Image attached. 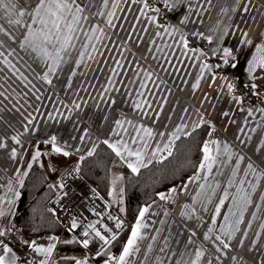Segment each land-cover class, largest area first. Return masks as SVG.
<instances>
[{
  "label": "crops",
  "instance_id": "crops-1",
  "mask_svg": "<svg viewBox=\"0 0 264 264\" xmlns=\"http://www.w3.org/2000/svg\"><path fill=\"white\" fill-rule=\"evenodd\" d=\"M84 2L87 3V0ZM19 3L21 7L24 6L23 0H19ZM113 3L118 4V7L113 8ZM233 8L236 10L233 11ZM144 10L142 1L109 0V7L105 8L103 0H93L92 13L100 11L105 15H93L92 23L82 27L84 32L91 33V29L97 27L102 31L95 33L96 38L91 42L79 66L75 64V61L80 59L78 51L82 50L81 43L88 41L81 32H77L79 39L72 42L76 48H69V56L65 57L68 62L49 76L51 83L40 78L47 72V67L36 54L20 47L23 33L17 31L15 26H10L6 19L0 20L15 37L13 39L0 34V41H3V46L0 47V52H3V56H0V91L5 93V96L0 97V109H3L0 111V139L6 144V147L0 148V210L5 213L0 217V230H6V235L0 239L5 243L8 244L7 239L13 230L12 220L16 213L17 193L25 173L29 170L28 165L38 159L33 160V155L40 153L36 143L42 141L50 143L53 147L51 139L55 136L56 146L69 151L70 157L80 160L81 156H88V151L99 142L103 143L104 139L115 142L113 132L109 131L110 128L115 130L113 121L122 115L135 120L137 110L133 104L137 100H146L152 106L149 108L144 105V111L154 116L155 120L145 118V124L151 126L154 133H164L163 136L154 135L150 141L151 147L145 162L155 161L162 156L165 151L158 152L155 157L151 153L156 145L162 147L168 143L172 132L178 126L184 125L183 132L188 133L200 125L212 124L216 129L211 133L212 137L229 143L237 152L243 149V154L264 168V153L257 154L253 148L255 136L253 143L247 146L234 142V137L240 135L237 128L242 126L243 120L247 119L250 126L264 123L261 121V113L254 111L253 115L248 117L242 111L248 108H243L239 102L234 101L233 97L228 95L227 87L228 84L237 83L264 95V71L257 69L256 72L249 73V63L253 56L261 55L257 53L256 48L264 44V0H240L239 5L236 0H182L175 7L173 0H169L170 20L163 27H158L150 22V18H145ZM108 12H114L115 15L109 17L106 15ZM185 16L188 20L181 23ZM109 19L114 27L108 25ZM225 30L227 35H224ZM156 33H159V36ZM181 36L196 39L201 36L203 41L201 40L200 46L187 49L181 43ZM207 37H212L211 42ZM152 41H155V44ZM214 47H227L233 51L235 59L229 57L231 63L224 65L222 53L212 55L211 50ZM157 49L160 51L157 52ZM193 49L199 51L193 52ZM200 52L205 55L200 56ZM212 56L216 58L211 62L207 61ZM5 59L19 71L5 64ZM216 63L227 66L225 71H217ZM202 64L210 65L213 71L205 73L198 89H192L191 84L195 82ZM177 68L180 71L177 72ZM145 71L154 75L151 81H145L148 87L140 89L139 81L144 79ZM21 73L27 77V81L21 79ZM213 76L216 77L215 80ZM252 83L258 87L251 88ZM139 91L144 92V96L135 94ZM225 112L229 113V116H224ZM105 116L108 117L107 120L104 119ZM29 119L31 123H28ZM201 120L204 121L203 124ZM209 132L211 129L208 126L204 142L211 138ZM17 133L20 134V144H16L12 139ZM13 148L16 149L15 157L11 154ZM117 159L119 160L118 157ZM119 162L127 167L124 162ZM233 166L234 161H227L223 167L217 164L210 173L207 170L201 173L197 168L180 187L178 195L171 203L154 200L143 206L142 208H149L142 221L147 227L142 230L144 239L140 242V252L132 256L134 264H175V260L179 259V252L186 249L192 251L201 243L205 244L208 255L211 256V246L203 240V235L207 233L208 228L213 227L214 206L219 205V199L224 198L225 190L228 191L229 198L220 206L221 215L216 217L215 234H219L220 225L224 223L223 217L229 214L232 196L236 195V188L239 187L238 184L235 187L228 184ZM241 167L243 168L244 164ZM197 175L200 179L191 180ZM241 178L242 173L237 180ZM248 179L252 180V177ZM201 184L205 185L203 190L199 187ZM260 185L252 194L253 204L245 211V223L240 225L242 231H248V240L261 231L259 225L264 223V202L259 199V195L264 193V179L260 181ZM244 188L251 191L247 184ZM197 193L202 195L198 198L199 202L194 204L193 197H196ZM205 197H211L212 203ZM103 202L107 204L106 201ZM257 204L261 207L257 208ZM186 205L196 209L192 219L181 215L187 211ZM165 212L168 213L167 216ZM253 212L257 216L255 220L251 216ZM138 215L123 246L131 235V228ZM248 222L252 225L250 229L247 228ZM192 232L196 233L195 237H191ZM239 236L240 233H237L238 238ZM50 237L53 236H36L31 241L35 240L45 247L51 243L56 245L57 239L51 240ZM152 237L156 239L153 240ZM190 237L194 243L189 245ZM166 239L168 247L161 252ZM248 240L245 241L246 246ZM231 243L235 244V241ZM150 244L152 250L149 252ZM13 251L19 257L18 264H28L29 261L39 264L43 259L30 247L25 252L14 249ZM57 255L55 247L48 258V264H51ZM231 255L243 257L247 264H259V261L264 259V233L254 250L236 247L216 264H232L229 259ZM75 258L83 259L85 256L80 253ZM70 264H75V261Z\"/></svg>",
  "mask_w": 264,
  "mask_h": 264
},
{
  "label": "snow or ice",
  "instance_id": "snow-or-ice-1",
  "mask_svg": "<svg viewBox=\"0 0 264 264\" xmlns=\"http://www.w3.org/2000/svg\"><path fill=\"white\" fill-rule=\"evenodd\" d=\"M165 5H168L169 0H162ZM182 0H173V7L175 5L181 3ZM24 6L21 7L19 0H0V20H7V23L10 26H15L17 31H21L23 33L22 42H20V47L29 49L31 52L36 54V57L47 67V72L40 77L42 80L51 83L49 80V76L58 71L62 64L68 62L65 58L69 56V48H76V45L73 40H78L79 37L76 35L77 32H81L88 43H81V49L78 51V56L80 59L75 61V64L79 66L81 61L87 54V50L91 44V42L96 38L95 33L98 31H102L97 28L91 29V33L84 32L82 25L92 23V16H103L105 13L96 11L92 13V5L93 0H87V3L84 0H23ZM237 5L240 4V0H236ZM103 6L105 8L109 7V0H103ZM113 8H117L118 4L113 3L111 5ZM145 7H149V5L145 2ZM233 11L236 9L233 8ZM154 12H159V9H153ZM247 11V8L244 9ZM109 17H113L115 15L114 12H108L106 14ZM188 20V17H184V21ZM150 22L155 23V17L150 18ZM110 27H114L112 24V20L109 19L107 21ZM159 26V25H157ZM0 34L8 35L11 38L15 39V37L10 33L3 25L0 23ZM227 30H225L224 35H227ZM159 36V33H156ZM207 39L211 42L212 37H207ZM224 39V36L221 37V40ZM155 44V41H152ZM181 43L186 48L188 41L181 36ZM250 43V42H249ZM3 46V41H0V47ZM167 47V45H165ZM160 50L157 49V52ZM193 52H197L199 50L193 49ZM257 53H261L259 56H253L252 60L249 63V73L252 74L256 72L257 69L264 71V44H260L259 47L256 48ZM212 55H217V53H222V62L224 65H228L229 57L235 59L233 51L229 50L227 47H214L211 50ZM186 55V53H185ZM203 52H200V56H204ZM0 56H3V52H0ZM167 62V61H166ZM4 63L7 64L10 68L15 71H19L15 69V66L11 64L7 59L4 60ZM235 67V65H232ZM216 67H219L217 65ZM164 71H171V69H162ZM180 71L177 68V72ZM213 69L208 64H202L200 66V72L195 78V82L191 84L192 89H198L200 87L201 81L204 79V75L206 72H212ZM175 74V73H173ZM21 79L27 81V77H24L21 73ZM154 73L145 71L143 72V80L139 81V88L145 89L148 87V84L145 81H151ZM159 79V77H157ZM216 77L213 76V80ZM223 79V77H221ZM30 83V81L28 82ZM163 83V81H161ZM111 84V81H109ZM228 91L231 93L232 85L228 84ZM250 87L256 89L258 87L257 84L252 83ZM107 92V89H105ZM137 96H144V92L139 91L135 93ZM259 96V92L254 93ZM5 96L3 91H0V97ZM39 99V96L36 97ZM234 101L239 103H243L242 98L233 97ZM144 105L151 108L152 106L148 104L146 100H137L134 101V108L137 110L136 119H129L125 116H121L119 119H115L113 124L115 125V130L109 129V131L113 132V136L115 138V142H111L109 139H104L103 143L107 145V147L111 150L112 153L115 154L116 157L119 158L120 161L124 162L128 169L131 170L132 173L138 174L141 168H146L151 160L145 162V157L148 155V150L151 147L150 141L153 140L154 135L163 136L164 133H154V129L151 126L145 124V118L155 120L154 116H150L148 112L144 111ZM79 107V105H77ZM3 109H0L2 111ZM246 113L248 117L253 115V112L261 113V121H264V108H248L242 109ZM224 116H229V113H223ZM105 120L108 119L107 116L104 117ZM31 119L28 120V123H31ZM204 121L201 120V124ZM230 123H235V121H230ZM242 126L237 128V132L240 135L234 137V142H237L239 145L247 146L253 143L254 136L256 137V142L253 145L254 151L257 154L264 153V123H257L255 126H250L249 121L247 119L241 122ZM211 129L209 132V136L211 137L209 140L202 143V160L198 164V169L201 173L205 170L207 172H211L214 165H219L223 167L227 161H234V166L231 169V177L228 179V184L230 187H235L237 184L239 187L236 188V195L232 196V207L228 209V215L223 217L224 223L220 225L219 234H215V225H216V217L221 215V207L225 204V200L229 198V193L225 190L224 198L219 199V205L214 206L215 215L212 217L213 227L208 228L207 233L203 235V240L207 241L211 246V256L208 255V249H206L205 244L201 243L198 247H196L192 251L179 252V259L175 260V264H216L219 262L222 257L228 255L230 251L234 248H247V250L252 251L257 247L258 241L261 240L262 233H264V223L259 225L261 231H258L254 234V238L248 240L249 233L248 231H242L240 225L245 223L244 214L250 205L253 204L252 194L257 191V189L261 186L260 181L264 179V168H261L259 165H256L250 158H248L245 154H243V149L240 152L234 150V147L229 143L221 140L218 137H212L211 133L215 132V125H208ZM184 125H180L176 128L174 132L171 134V139L168 143H165L162 147L158 144L155 149L152 151L151 155L153 157L156 156L158 152L167 151L168 155L172 154V148L175 144V141L179 139L182 135H191V133L183 132ZM195 131V128L193 129ZM12 139L16 144L21 143L20 134L17 133L16 136H13ZM51 143L53 145L52 151L57 154H62L63 156H69L70 152L65 151L61 147L56 146V137L53 136L51 139ZM132 145H136V147H132ZM6 147V144L0 139V148ZM79 151V149H77ZM95 152V147L88 151V156H92ZM11 154L13 157L16 156V149L13 148L11 150ZM40 153L37 152L33 155L32 159L36 160L39 157ZM166 158V157H165ZM81 160L84 159V156L80 157ZM244 164L242 168L241 165ZM31 168V164L28 165ZM74 171L79 172V167L74 169ZM242 173L243 178L238 179L237 177ZM27 175V173H25ZM252 177V180H249L248 177ZM123 177H119L117 179H122ZM200 179V176H193L191 180ZM207 179V177H204ZM117 180L114 179L112 181L113 190L109 193V195L115 194V185ZM247 184L248 188L251 189L249 192L244 188V185ZM50 187H56L55 185H50ZM59 187L63 189L65 187L64 183H60ZM202 190L205 188V185L201 184L199 186ZM93 192L95 190H92ZM177 191L176 188L170 189L171 193H175ZM19 195V193H17ZM159 199L161 201H165L170 199V196L165 193H158ZM202 193H197L196 197H193V203H198V198L201 197ZM208 199L209 203H212L211 197H205ZM259 199L261 202H264V193L259 195ZM187 211L181 213L182 216H186L188 219H192L195 215L196 209L192 206H185ZM257 208H260L261 205L257 204ZM123 211V209H121ZM149 211L148 207H144L140 209L138 218L136 223L131 228V235L127 240L126 244L123 246L120 254L117 256L115 254L109 253V248L106 246H110L111 242L117 239V236L114 234V229L110 228L107 224L102 223L103 215L101 212H95V215L101 217V219L96 220L93 223H88L83 226V231L81 235L84 237L82 240H68L65 243H80L84 248H89V244L92 240H98L102 242L100 244L99 249L95 253L96 258L106 257L103 260V264H134L132 260V256L136 253L140 252V242L144 239L143 229L147 227L145 223H142L145 217V213ZM5 213L0 210V217H3ZM167 216L168 213L165 212ZM252 219H257L256 213H251ZM107 219L115 221V229L123 228V221L120 220L119 217H114L111 214L108 215ZM163 223V221H161ZM100 225V228L97 225ZM80 227L77 223L75 217L72 218L71 227L69 231H72L76 228ZM251 222L247 223V228H251ZM103 229V231H101ZM108 233H113L112 235H108ZM237 233H240L239 238L237 237ZM212 234V235H209ZM6 235V230H0V237H4ZM196 233L192 232L191 237H195ZM189 238L188 244L194 243L192 238ZM51 240H56V237H50ZM153 240L156 237H152ZM248 240V245H245V241ZM235 241V244L231 243ZM34 253L41 255L43 259L39 261V264H48V258L52 255L56 245L55 243H51L48 246L39 245L35 240L29 242L24 241ZM168 247V241L165 240V245L160 249L161 252H164ZM152 250V245H148V251ZM0 264H18L19 257L13 251V249L5 243L2 239H0ZM175 255V254H174ZM75 261V264H88V258L85 257L83 259L72 258ZM232 264H247L246 261H243V257L239 255H231L229 256ZM28 264H36L35 261H29ZM259 264H264V259L259 261Z\"/></svg>",
  "mask_w": 264,
  "mask_h": 264
},
{
  "label": "trees",
  "instance_id": "trees-1",
  "mask_svg": "<svg viewBox=\"0 0 264 264\" xmlns=\"http://www.w3.org/2000/svg\"><path fill=\"white\" fill-rule=\"evenodd\" d=\"M207 131L208 125L203 124L196 127L195 131H189L190 136L182 135L175 141L171 155L165 151L148 167L141 168L138 174L123 166L102 142L96 145L92 156H86L74 163L75 169L79 167L77 173L96 188L101 198L113 207L125 223V228L116 235L117 239L110 246H106L110 254L118 256L139 210L154 200H160L158 193L170 196V199L163 201L166 204L175 199L180 187L198 168ZM36 147L40 155L29 168L19 189L16 213L12 220L13 230L7 239L8 244L16 251L25 252L29 246L24 241L30 242L33 237L51 235L57 238L58 254L51 264H70L72 258L80 253L88 258L89 264H103L106 257L96 258L95 255L85 252L80 243H65L76 239L63 230L55 216L46 209L47 203L59 191L55 176L63 167H57L56 160L67 162L70 156L54 153L50 143L39 141ZM119 177L123 178L117 179ZM114 179L117 180L116 191L110 200L109 193L113 190ZM172 188L177 191L171 193Z\"/></svg>",
  "mask_w": 264,
  "mask_h": 264
},
{
  "label": "built area",
  "instance_id": "built-area-1",
  "mask_svg": "<svg viewBox=\"0 0 264 264\" xmlns=\"http://www.w3.org/2000/svg\"><path fill=\"white\" fill-rule=\"evenodd\" d=\"M133 1H142L144 3V6H145V2L149 5V7H145L144 17L145 18L155 17V24L159 25L158 27H163L169 22L170 17H169L168 10H167L168 8L165 5V3L162 2V0H133ZM156 8L159 9V12L153 11V9H156ZM185 39L188 41L187 47H186L187 49H192V48L198 47L201 44V40L203 41L201 36H198L197 39L192 38L190 36H186ZM214 58H216V56H212L210 59H207V61L211 62L214 60ZM231 61L232 60H229L228 65L231 63ZM217 65H219V64L216 63V66ZM226 67L227 66L219 65V67H216V70L224 72ZM231 85L233 86L232 91H231V93H229V91H228V95L231 97L242 98L243 103L242 104L239 103L241 105V107L250 108V107L258 106L260 108H264V95L259 93L260 95L257 96L254 94L256 92L252 91L249 87L241 86L237 83H233ZM70 168H72V167L66 166V168H64L61 172H59V174L57 176H55V179L58 183V186L60 183H64L65 187L63 189H61L59 187L58 193L47 203L46 209H47V211L51 212L55 216V218L61 224L63 230H66L69 233L71 232L76 237V240H82L84 238L81 235V232L79 231V230H81V227H78L72 231H69L73 217H75V219L77 220V223L79 222L80 212H79V209L77 206H78V197L81 196L80 191L70 189L68 181L65 180L69 174L68 171L70 170ZM79 177H82V176L79 175ZM85 181H87V180H85ZM91 186H93V185H91ZM93 188L96 191V194L99 195L96 188L94 186H93ZM107 205L115 213L113 207L111 205H109L108 203H107ZM87 207H90L93 210L92 212L90 211L91 213H95L98 210L95 208V206H92V205H88ZM87 210H88V208H87ZM115 215L117 217H119V215H117L116 213H115ZM120 220H122V219L120 218ZM123 225H124L123 228L118 229L116 234H118L119 232H121L125 228L124 222H123ZM87 251L89 254H92V255H95V253H96V252H93L91 250L90 246H89V248H87Z\"/></svg>",
  "mask_w": 264,
  "mask_h": 264
},
{
  "label": "bare ground",
  "instance_id": "bare-ground-1",
  "mask_svg": "<svg viewBox=\"0 0 264 264\" xmlns=\"http://www.w3.org/2000/svg\"><path fill=\"white\" fill-rule=\"evenodd\" d=\"M69 174L65 180L69 183V188L72 190H78L81 193V196L78 197V209L80 212L79 222L78 224L82 228L84 225L88 223H93L98 219H101V217H98L95 215V213H91L87 210L88 205L95 206L97 212H101L103 215L102 223L107 224L110 228L114 229V234L118 231V229H115V221L107 219L108 215L111 214L114 217H117L115 213L111 210V208L103 202V200L96 194V192L92 191L94 190L90 184L84 180V178L79 177L78 173L74 171V168H70L68 171ZM98 228H100V225H97ZM81 233L82 231L79 230ZM103 231V229H101ZM113 233H108V235H112ZM84 238V237H83ZM102 242H99L98 240H92L89 244L91 250L93 252H96L100 244Z\"/></svg>",
  "mask_w": 264,
  "mask_h": 264
},
{
  "label": "rangeland",
  "instance_id": "rangeland-1",
  "mask_svg": "<svg viewBox=\"0 0 264 264\" xmlns=\"http://www.w3.org/2000/svg\"><path fill=\"white\" fill-rule=\"evenodd\" d=\"M167 8H168V5H167ZM167 10H168V9H167ZM56 161H57V163H58L57 167H63L62 169H64V168H66V166H67V167L70 166V167H72V168L74 167V169H75V164H74V163H75L76 161H78V160H77V159H74V158H72V157H70L69 160H68L69 162H68V161H67V162H64L62 159H57ZM70 162H71L72 164H71ZM57 184H58V183H57ZM178 192H179V191H178ZM177 195H178V193H177ZM177 195H176V196H177ZM109 197H110V200L113 199V196H112V195H110ZM87 208H88L89 211H91V212L93 211L90 207H87ZM81 230L83 231V227L81 228ZM68 233H69V232H68ZM70 235L72 236L73 234L70 232ZM116 235H117V234H116ZM73 236H74V235H73ZM73 236H72V237H73ZM73 238L76 239L75 236H74ZM83 248H84V247H83ZM84 250L87 251L86 248H84ZM87 253H88V252H87Z\"/></svg>",
  "mask_w": 264,
  "mask_h": 264
}]
</instances>
